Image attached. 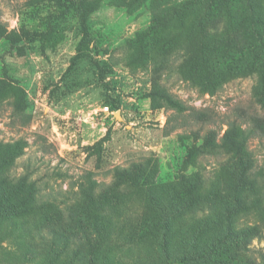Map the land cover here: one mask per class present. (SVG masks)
Segmentation results:
<instances>
[{
  "label": "rangeland",
  "instance_id": "obj_1",
  "mask_svg": "<svg viewBox=\"0 0 264 264\" xmlns=\"http://www.w3.org/2000/svg\"><path fill=\"white\" fill-rule=\"evenodd\" d=\"M77 1L0 0V173L14 185L26 175L37 190L35 206L53 203L57 212L48 215L61 220L66 208L93 199L121 221L116 233L124 237L111 244L115 258L108 264H156L157 240L139 219L145 189L115 180L112 169L141 165L156 186L198 173L206 189L225 178V152L202 146L206 133L219 143L227 122L247 128L258 121L261 130L247 148L251 174L240 191L254 208L236 216L240 227L260 225L250 246L258 262L264 255V97L257 76L240 65L216 85L200 87L203 77L190 83L177 74L182 50L170 52L180 41L169 45L184 33L183 23L169 21L139 36L152 24L150 0H100L90 6L83 34L72 14L58 19L60 3ZM249 1L264 16V0ZM198 9L191 6L182 20L193 35ZM166 56L162 83L182 112L153 106L149 98L151 70ZM42 210L22 221L0 220V264H83L71 238L51 244L50 232L38 225Z\"/></svg>",
  "mask_w": 264,
  "mask_h": 264
},
{
  "label": "trees",
  "instance_id": "obj_2",
  "mask_svg": "<svg viewBox=\"0 0 264 264\" xmlns=\"http://www.w3.org/2000/svg\"><path fill=\"white\" fill-rule=\"evenodd\" d=\"M99 1L60 3L61 13L58 19L63 20L69 13L72 14L82 33L86 34L89 8ZM150 1L154 11L152 24L139 36L163 29L169 21L183 23L181 26L184 33L178 37L174 34L175 38L169 41V45L180 41V47L175 45L170 50H182L177 71L179 77L190 83L194 77H203L200 87H205L218 84L221 76L229 74L234 66L246 65L242 70L249 76H257L258 90L264 97V16L253 12V5L249 0ZM196 5L199 11L194 17L196 23L193 35L190 34L188 22L185 25L182 20L191 6ZM249 11L250 14H247ZM167 58L162 57L160 61H156L151 70L149 98L153 106L182 112L185 107L162 83L160 70ZM155 60H158L157 57ZM224 125L226 128L219 143L215 142L211 130L201 143L202 146L210 144L212 150L220 149L225 152V158L220 162L225 178L206 189L203 184L205 182L198 173L180 175L170 184L156 186L147 182L148 171L141 165L133 164L129 168L117 166L112 169L115 180L145 189L146 198L142 203L145 211L140 214L139 219L147 234L157 240L159 256L156 264H264V255L257 262L250 248L252 239L260 236V225L240 227L236 223L238 213L250 212L254 208V201L246 200L240 191L251 174V163L247 157L248 142L258 134L257 130H261V125L258 121L247 128L235 121ZM189 151L198 149L194 147ZM7 160L2 164L9 162L11 157ZM7 180V175L0 173L1 221H22V217L40 216L43 208L44 215L39 218L38 225L50 232L52 245H67L71 238L79 256L78 261L83 264H108L109 258H115L111 244L120 240L121 236L124 237L122 232L116 233L121 221L115 215L102 211L93 199L81 200L66 208L67 218L61 220L55 213L48 215L52 210L57 212L58 208L53 203L35 206L34 196L37 190L35 184H26V175L17 179V185L8 183ZM115 186L116 183L110 186V190ZM106 206L114 208L109 203ZM260 223L264 227V217L260 219ZM105 234L109 237L103 240ZM143 245L141 243L136 246L140 254L146 252Z\"/></svg>",
  "mask_w": 264,
  "mask_h": 264
}]
</instances>
